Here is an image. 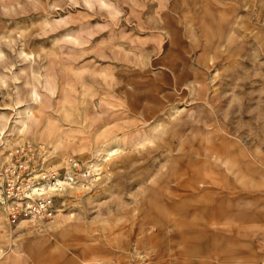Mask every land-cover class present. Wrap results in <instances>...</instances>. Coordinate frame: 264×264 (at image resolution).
<instances>
[{
	"label": "rangeland",
	"instance_id": "1",
	"mask_svg": "<svg viewBox=\"0 0 264 264\" xmlns=\"http://www.w3.org/2000/svg\"><path fill=\"white\" fill-rule=\"evenodd\" d=\"M24 146L82 175L0 204V264H264V0H0V166Z\"/></svg>",
	"mask_w": 264,
	"mask_h": 264
},
{
	"label": "built area",
	"instance_id": "2",
	"mask_svg": "<svg viewBox=\"0 0 264 264\" xmlns=\"http://www.w3.org/2000/svg\"><path fill=\"white\" fill-rule=\"evenodd\" d=\"M36 151L29 146L17 148L12 160L0 166V204L10 206L9 222L14 226L51 218L55 213L53 195L76 184L82 175L75 158L66 159V166L55 170L43 162L35 163Z\"/></svg>",
	"mask_w": 264,
	"mask_h": 264
},
{
	"label": "bare ground",
	"instance_id": "3",
	"mask_svg": "<svg viewBox=\"0 0 264 264\" xmlns=\"http://www.w3.org/2000/svg\"><path fill=\"white\" fill-rule=\"evenodd\" d=\"M70 184H68V186H69Z\"/></svg>",
	"mask_w": 264,
	"mask_h": 264
}]
</instances>
